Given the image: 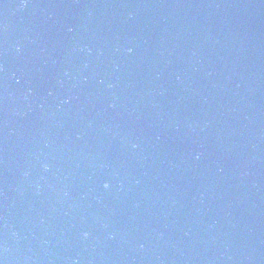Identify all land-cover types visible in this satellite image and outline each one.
Masks as SVG:
<instances>
[{
  "label": "water",
  "instance_id": "95a60500",
  "mask_svg": "<svg viewBox=\"0 0 264 264\" xmlns=\"http://www.w3.org/2000/svg\"><path fill=\"white\" fill-rule=\"evenodd\" d=\"M0 264H264V0H0Z\"/></svg>",
  "mask_w": 264,
  "mask_h": 264
},
{
  "label": "clouds",
  "instance_id": "9594fccd",
  "mask_svg": "<svg viewBox=\"0 0 264 264\" xmlns=\"http://www.w3.org/2000/svg\"><path fill=\"white\" fill-rule=\"evenodd\" d=\"M108 185L107 184H105V187H107Z\"/></svg>",
  "mask_w": 264,
  "mask_h": 264
}]
</instances>
